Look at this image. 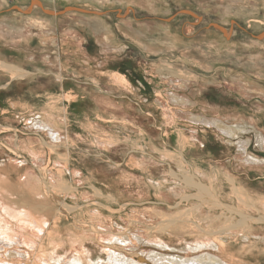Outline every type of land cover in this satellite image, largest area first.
Listing matches in <instances>:
<instances>
[{
	"label": "bare ground",
	"instance_id": "1",
	"mask_svg": "<svg viewBox=\"0 0 264 264\" xmlns=\"http://www.w3.org/2000/svg\"><path fill=\"white\" fill-rule=\"evenodd\" d=\"M119 1L14 0L12 4L18 6L15 9H9L12 6L10 0H0V92H8L5 95L0 93V102H2L0 104V136L11 132L9 133L11 134V138H4L0 141V157L3 155L2 159L5 162V164L2 163V166H0V195L4 200L9 198L12 201L15 200L14 194L26 196V205L29 204L35 210L33 208L30 210L25 208V210L37 221L45 218L51 226V229L47 228L46 230H44V223H36L31 226L30 222L27 221L30 219L29 214L25 210L19 207L12 208V206L0 202V250H5L7 245L13 247L11 244L28 245L32 251H35L34 253L21 254L17 252V254L12 255L19 254L20 257L22 255H24V258L29 257L28 259L31 260V264H39L36 263V260L41 263L49 254H53L52 259L55 264L61 261L64 264H130L129 258L123 261V258L115 255L114 252L110 253L106 260L107 262L103 261V251L85 247L87 249L86 255L83 250V243L85 240H90V238L86 237L87 234L84 231L86 229L73 226V224L87 226L85 221L80 217V213L86 208L98 207L111 215H118L123 210V207L134 205V202H137L135 200H128L119 184H116V181L112 177L110 178L113 174L118 175L117 178L120 182V178L123 179L129 176L126 170L123 169V164L117 162L119 161V157L117 156L122 151H125L126 156H123V162H127L128 166L131 167L136 166L137 160L141 161L142 159L147 164L153 161L160 162L161 168H150L152 170L158 169V175L155 171L148 175L150 181L159 177V182L155 180L157 187L162 188L165 183L167 184L165 187L167 189L166 192L169 194L166 199L174 201L180 197V203L176 207L186 206V209L179 213L180 217L176 219V226L171 222V215H168V218L160 217L162 216V211L154 214L159 216L160 220H164L166 225H168L166 226L163 223L159 227L165 230L170 227L173 230L171 231L172 233H170V229L166 231L169 236L168 239L176 240L180 238V241H184L183 238L189 234L198 235L197 242L195 244L187 243V246L191 252L198 251L197 254H201V258L196 259L197 255L191 254L173 257V255L166 256V253H160L158 250L153 252L148 251V255H153L152 258L157 260V264H233L227 262V259L241 264L226 253L225 249H227L228 244L217 241L211 234L220 233L223 239L225 236L230 238L235 234L241 235L245 232L239 230H245L247 233L254 232V238L260 240L261 237H264V214H261L263 211H257L261 215L258 213L244 214L242 212L244 210L243 207L239 206L240 204L238 203L244 202V200L239 197H234V199L228 195L230 194L228 191H222L221 186L212 180L211 175L207 171L196 170L194 167L190 170L189 166L186 165L187 157L182 150H174L177 153V165L173 166L176 171L172 170L173 168L171 167L167 170L164 165L168 163V158L165 155L160 156L159 154H166L164 151H168V154L170 153L174 137L175 139L184 140L190 147L197 145L195 142H199V144L207 143L210 138L212 139V134L221 140H227V138L233 139L239 136L240 132L247 131L246 126H250L251 129H260L261 125L259 124L262 117L257 112L251 113L246 106L242 105L238 94H231L230 97H227L217 92L213 94L211 92L208 93L207 89H203L208 88V85L216 82L215 77L199 80V78H196L191 73H185V71L180 69L175 70V67L166 64L158 66L151 63L149 68H145L151 75L152 81H157V75H161L160 81H157V85L160 89H167L165 93H160V91H157L155 94L151 93V98L159 101V104L150 102L148 106L142 102V98L139 100L138 95H142L143 90L138 86L132 85L130 80L120 73L121 70L119 68L111 67L112 61H125H123L122 56L123 54L125 55L126 51L121 47L129 43L128 38L130 34L137 37L138 41H143L146 38L149 41V43H146V46L149 48L142 47L144 50V54L142 55L145 57L148 54H152L153 44L160 43L165 50L173 51L178 46L175 42L177 39L189 43L194 36V29L190 26L185 28L180 35H174V30L164 29L163 33L160 34V30L157 33L154 30H147L140 26L139 28L129 30L130 33L128 31L129 34L126 36L127 42H123L125 44H122L119 40L120 30L111 26L107 20H104L105 18H102L108 17V15L95 14L91 12L92 10L88 9L112 7L116 2L118 4ZM120 2L123 3L122 1ZM78 5L88 7L86 11L89 14H85L84 17L87 15L86 18H91L96 22H77L67 27L61 26V12L66 11L64 14H67L68 17L83 13L78 8H75ZM65 6L67 8L62 11ZM198 10L200 11L199 8ZM164 11H168V8L161 3L153 2L149 4L148 12L150 14L163 13ZM133 12L132 9H128L127 13L129 15L127 14V16H130ZM184 13L191 14L196 18V22L192 24L193 26L199 25L203 21V18L201 19L195 13H192V11H185ZM218 14L219 20L222 21L228 17L222 11H219ZM25 27L34 29L37 34L32 35L30 32H25ZM214 28L217 30L208 33L207 40L214 48L227 49L228 45L224 37L231 38L233 35L232 29H224L215 25ZM12 33L18 34L17 39L9 38V35ZM64 33L67 35H64ZM261 38L264 39V35ZM68 40L73 41L80 47H84L83 44H89L93 40L98 49L96 51L98 57H101L100 60L97 57H91L93 63L89 62L87 57L91 53V49L86 50V53L80 50L79 54L75 57L79 64L76 68L73 66L74 62L72 63V58L75 56H72L74 52L72 47H65V50L69 48L68 53L64 52L60 55L61 47L66 46ZM130 45L135 46L138 43L131 42ZM54 49L55 51L51 54L50 50ZM54 53L56 59L65 56L69 65H58L56 61V68L50 67L46 69L37 65L42 57H45L46 63L51 62L50 60L53 58ZM5 56L8 58L7 61L2 60V57L5 58ZM11 56L13 59H10ZM131 63H133L132 65L136 69L134 62H126V64ZM23 64H27L28 67H24ZM138 65L140 66V64ZM94 67L96 68L95 70ZM69 76L74 79V84L72 85L68 84L70 81ZM82 79H86L88 82L77 83V81H82ZM200 82L203 84H200ZM143 83L145 82L143 81ZM143 83L141 82V84ZM226 84L228 87H231L228 83ZM49 85H51L50 87L54 86L53 91L50 90ZM236 87L245 94L247 99L254 97L264 99V87L262 86L255 87L248 82H239ZM135 88H137V93H139L137 95H135ZM81 90H84L83 92L85 93H90V95L85 93L80 94L79 91L81 92ZM224 91H227L226 88ZM132 96L135 100H132ZM143 98L146 97L143 96ZM221 98H232L234 101L224 102ZM68 102L71 105V109L73 108L71 116L78 115L83 117L84 122H80L79 124L70 122ZM259 102L263 103L262 101ZM174 104L177 106L197 105L202 113L197 116L193 113V108L180 109L173 106ZM230 104L234 105V107L236 106V109L224 112L226 107H231L229 106ZM157 105L161 107L159 109L160 112H158V118L154 117L157 114L155 111ZM147 109L152 110L155 115L153 113H151V116L146 114L145 111ZM136 111H139L142 115H137ZM262 111H264V107H262ZM179 112L189 113L191 123L199 126L197 128L191 127L187 123L183 127L178 125L179 122L174 118H179ZM144 113L145 117H143ZM149 117L154 122H151ZM12 119L15 123L21 122V129L23 131L19 127L12 128L4 125ZM159 119L163 120L162 124ZM86 124H89V129ZM105 127L107 129L110 128L111 131H102L101 129H105ZM37 129H41L44 133L34 135ZM184 130L190 131L192 134H184ZM152 131L160 132L157 135L162 138L157 144V155H159L156 156L157 158L151 155V149L143 142V138L149 137V133ZM217 131H220L224 137ZM45 136L51 142L45 139ZM257 137L259 147L263 148L264 136L260 134ZM189 139L192 141L191 145L188 142ZM228 141L231 142V140ZM250 141L251 139H239L236 146L241 152V159L244 161L242 167L245 170L257 169L264 171V157L261 156L262 154L256 155V153H252L249 148ZM3 142H7L11 148L4 145ZM38 142L44 145L45 151L39 149L37 146ZM46 147L53 152L54 156L49 154ZM183 148L190 152L192 151L189 147ZM195 148L200 155L203 152H207L205 148L203 150L197 146ZM236 148H230L229 151L234 152L237 150ZM62 149L64 154L55 155V153L57 154ZM40 156L41 160L37 161L36 158ZM50 159H56L57 167L50 165ZM206 163L204 164L207 168H211V172L220 171L219 169L222 166V164H218L217 159L213 158L212 155H209ZM45 165L50 167V169ZM149 166L153 167L152 164ZM24 168L30 170V172L25 173L24 176H17L15 178L17 182L21 183L20 185L19 183H13L11 179L14 178L11 173L14 172L16 174ZM228 170L230 169L228 168ZM106 171L111 173H106ZM230 172L232 173V171ZM133 175L136 177L135 174ZM64 176H68L70 181L63 179ZM76 182L77 184H81V187L76 188ZM222 192L230 198L225 197L223 199ZM34 193L37 194L36 199L32 196ZM76 193L84 195L87 193L86 195L88 196L86 197L88 198L87 203H89V206L85 204H71L69 200L63 199L64 197L77 198ZM91 194L95 196L96 200H91L93 198ZM42 195H44V199H41L43 198ZM101 201L108 202L112 206ZM122 202L130 203L118 205ZM120 206L121 208H117ZM245 206H248V203ZM172 207L169 206L171 209ZM193 208L202 217V222L205 223V229L208 232L201 230L195 223L194 226H191L192 222L189 220L188 214H191ZM253 209L257 210L256 208ZM232 216L245 219L246 224L236 221ZM149 218L154 217L149 216ZM107 223L108 225L101 226L102 238H106L108 241H119L120 239L123 243L127 242L126 244L128 245L126 246L130 247V249L133 247L137 248V244L135 245L131 238H126L129 237L128 235L125 237L122 232H118L112 228L111 222L108 221ZM31 229L34 231L31 232ZM210 229L212 230L210 231ZM60 230H65L67 235L69 234L68 240L73 241L69 252L58 251V248H61L64 243V239L60 242L58 240V232ZM60 232L61 236H64L62 234L63 231ZM120 233L123 235L122 237H118ZM141 233L140 231L139 234ZM132 234L139 242L141 237L143 241L148 239L147 237L143 238L142 234L144 233L141 234V237H138L139 235L137 236L134 232ZM80 238H83V240L81 241ZM243 238L249 239L247 235H243ZM65 240L67 241V239ZM169 240L164 239L162 241L167 244L166 247H174L175 245L173 246L170 243L171 240ZM130 244L131 246H129ZM210 249L215 252H210ZM181 250H184V248L181 247ZM204 251L208 253H203ZM98 256L101 258L96 260ZM212 256H215L217 259H211ZM14 262L17 261L15 260ZM1 263L13 264L3 260L0 261Z\"/></svg>",
	"mask_w": 264,
	"mask_h": 264
},
{
	"label": "rangeland",
	"instance_id": "2",
	"mask_svg": "<svg viewBox=\"0 0 264 264\" xmlns=\"http://www.w3.org/2000/svg\"><path fill=\"white\" fill-rule=\"evenodd\" d=\"M120 1H122L123 3H121ZM120 1L118 4L116 2V4H114L112 7H107L104 9L103 8H99V9L93 8L94 10L86 6L78 5L75 8H78L83 13H80L81 15H76V16L72 15L71 17H68L67 14H64L66 11L61 12L62 13V17H61L62 25L61 26L67 27L72 24L74 25L77 22L95 23L96 22L95 20L91 18L90 19L86 18L87 15L86 17H84L85 14H89L86 11L88 9L92 10L91 12H94L95 14H99V15L107 14L108 17H102V18L103 19L105 18L104 20H107V22H109L111 26H114L116 29L120 30L119 40L121 41L122 44H125L127 42L126 36L127 34L130 33L129 30L139 28L140 26H142L143 28H146L147 30H150V29L154 30L157 33H159L158 30H160V34L163 33L164 29L174 30L175 31L174 35H180V33H182V31L185 28L192 26V29H194L193 30L194 36L189 43H185L177 39V41L175 42L177 43L178 46L173 51L165 50L164 47L160 45V43L156 45L153 44L152 54L147 53L148 55L145 57L142 55L144 54L143 48L144 47L149 48L148 46H146V43H149V41L147 40V38L143 41H138L137 37H135L133 34H130V37L129 38L127 37L129 43L125 44L126 46L121 47V48H124L126 51L125 55L123 54L122 56L123 61L124 60L125 61L121 62L119 61L117 57H115V59H117L119 62L112 61L111 67L119 68L121 70L120 73L123 76L127 77L130 80L132 85H134L135 87L138 86L141 90H143L142 95L145 96L147 99L143 98L141 94L138 95L139 96L138 99L141 100L140 98H142L143 100L142 102L148 106L150 105L149 104L150 102L159 104V101L151 98V93L155 94L156 89L157 90L160 89L159 86L157 85V81L158 82L160 81L159 79L161 75L160 76L157 75V81H152L151 75L145 69L146 67L149 68L151 66V63H154L158 66L162 64L163 65L166 64L168 66L175 67L176 68L175 70L180 69V70L185 71V73H191L195 75L196 78H199V80L200 79L203 80L204 78L212 79L215 77L216 82L208 85L207 86L208 88H203V89L205 90L207 89L209 91L208 93L211 92L213 94L217 92L220 95L224 94L227 97H230L231 94H238V96L241 98L240 103L242 105L246 106L251 113L257 112L259 115H261L262 120L259 124L261 125L260 129L258 128L251 129L250 126H246L248 129L247 131L240 132L239 136H236L233 139L227 138V140H221L220 138H217V136L212 134L211 135L213 136L212 139L210 138L207 143L199 144V142L198 143L195 142L197 145H194L191 147L188 146V144L184 142V140L175 139L174 137L172 140L174 141L172 145V149H171L172 152L170 151V153L168 154V151L167 152L164 151V153L166 154H159V155L167 156L168 163H165L166 165H164L167 170H169L170 169L169 167H171L173 168L172 170L176 171V169L173 166L177 165L176 164L177 153L174 150H182L183 152H185V155L187 157L186 165L189 166L190 170L191 168L194 167L196 170L200 169V171L202 170L204 172L207 171L211 175L212 180H214L216 183H218V185L221 186L222 191L223 190L228 191L230 193L228 195L233 198L239 197L240 199L244 200L245 203L241 202L242 204L237 201L240 204L239 206L243 207L244 210L242 212H244V214L258 213L257 211H263L261 212V214H264V210H262V208H264V176H263L264 171L257 170V169L245 170L242 167L244 164V161L240 157L241 152L238 150V148H236L239 139H251L249 148L252 151V153L254 154L256 153V155L262 154L261 156L264 157V147L263 148L259 147L258 141H257L258 139L257 136H259L260 134L264 136V111H262V107H264V99L262 98L257 99L256 97L252 99H247L245 94L239 91L238 87H236L238 86L239 82H248L250 85H253L255 87H261V86L264 87V39L261 38V36L264 35V0H210V1L209 0H120ZM153 2L163 4L165 7L168 8V11H164L163 13L161 12L157 14H150L148 12V8H149V4H152ZM10 3L11 4L14 3V0H10ZM16 6L18 5L12 4V6L9 9L11 8L15 9ZM66 8L67 7L65 6L62 9V11H64ZM198 8L200 9V11L198 10ZM128 9H132L134 11L133 13L130 14V16H127ZM185 11H192V13H195L201 19L203 18V21H201L199 25L193 26L192 24L196 22L195 20L196 18H194L193 15L191 14L184 13ZM219 11L226 13V15L228 16L227 19H225L224 21L219 20L220 19V17L218 18ZM214 25L220 26L221 28H224V29H229V30L232 29L233 31V35L231 38L224 37L228 45V48L225 50L212 47V44L207 40L208 33H211L217 30L216 28H214ZM24 29H25V32H30L32 35L37 34L34 29L32 30L26 27ZM67 32H69V30H67ZM64 35H67V34L64 33ZM17 36H18L17 33H12L11 35H9V38L17 39ZM131 42L138 43V45H141V46H138V45L132 46L130 45ZM83 45L86 46L85 44ZM23 46H26V45H23ZM65 47H72L74 49L72 56L73 55L75 56L74 58H72L73 59L72 63L74 62L73 66L77 68L79 64H78V60H76L75 57L76 55L79 54L80 50H83L84 47H80L76 45L73 41L68 40V43L66 44V46L61 47L60 55H62L64 52L68 53L69 48L68 50H65ZM88 49H91L90 50L91 53L87 57V60L89 62L93 63V60L91 57H95V58L97 57V59L100 60L101 57H98V54L96 52L98 49L96 50L94 42H90L88 44ZM54 51L55 49L52 51L50 50V53L53 54ZM83 52L86 53L87 51L83 50ZM44 59L45 57H42L38 61L37 65L39 67H45L46 69L50 67L56 68V63L58 65L60 64L69 65L67 63L68 60L66 59L65 56L58 57V59H56L55 53H54L53 58L50 60L51 62L46 63ZM2 60L7 61L8 58H6L5 56V58L2 57ZM127 61L134 62L136 65V69L134 65H132L133 63L126 64ZM138 64H140V66ZM23 66L28 67L27 64H23ZM65 69H67V67H65ZM95 69L96 68L94 67V70ZM97 71H100V70H97ZM68 78L70 79L68 84H71V85L74 84L73 82L74 79L70 76ZM143 81L145 83H143ZM80 82H88V81L86 79H82V81L81 80L77 81V83H80ZM141 82L143 84H141ZM226 83L231 85L233 89L230 86L228 87ZM200 84H203V83L200 82ZM225 88L227 90L226 92L224 91ZM166 90L167 89L165 88H161L159 91L160 93H165ZM221 90H223V92H221ZM75 91H78V90H75ZM83 91L84 90H81V92L79 91V93L80 94L85 93ZM0 93H2V95H5L8 92L3 91ZM85 94L90 95V93H85ZM137 94L139 93H137V88H135V95ZM132 98H131L132 100H135L133 96ZM222 100L224 102L234 101V99L232 98H223ZM259 101H262L263 103ZM1 103L2 102H0V104ZM68 104L70 103L68 102ZM141 106L143 105L141 104ZM173 106L179 107L180 109L181 108L189 109V107L193 108L192 111H194L193 113L197 116L200 115V113H202L197 105L177 106L176 104H174ZM229 106L231 107L225 106L226 108L224 109V112H226L227 110L236 109V106L234 107V105L232 104H230ZM159 109H161V107L157 105V109H155L157 114L154 117L159 116L158 114V112H160ZM69 110H70L69 112L70 122H74L77 124H79L80 122H84L83 117H80L78 115H73V117L71 116V112L73 111V108L71 109V106ZM145 113L149 114L150 116H151V113L154 114V112H152V110L150 111L149 109H147ZM145 113L143 114V117H145ZM136 114L139 116L142 115V113H140L139 111H136ZM179 118L178 119L174 118L176 121L179 122L178 125L182 127L185 126L186 123L190 125L191 119H190L189 113H184V112L180 113ZM149 119L151 120V122H154L153 119H151V117H149ZM159 121L162 124L163 120L159 119ZM6 123L8 126H11L13 128H18V127L20 128L19 126L20 121L15 123L12 119ZM93 123L97 124L95 122ZM87 126H88L87 128L89 129L90 128L89 124ZM101 130L111 131L110 128L107 129L106 127L105 129L102 128ZM185 131L186 130L183 131L184 134H188V135L192 134L190 133V131H186V132ZM217 132L222 137H224V135L220 131H217ZM149 134H150L149 137L147 138L144 137L145 139L143 138V142L146 144V146L149 149H151L152 156L153 155L154 157L159 156L157 155L158 153L157 144L162 140V138L161 136L158 137L157 134H160V132L152 131ZM195 134L197 133L195 132ZM228 140H231V142H229ZM188 142L191 145L192 141L190 139L188 140ZM196 146L202 150L204 148L207 149V152H203L200 155V153H197V150L195 148ZM183 147H189V149H191L192 151L190 152L189 150H185ZM230 148H236L237 150H235L234 152H230L229 151ZM61 153L64 154L63 149L57 152V154L55 153V155H58ZM124 155L126 156L125 151H122V153L117 156L119 157L118 158L119 161L117 162H121L123 164L122 167L123 169L126 170L129 176L123 179L120 178L121 179L120 182H119V179L117 178L118 175L113 174L112 176H110V178L112 177V179L116 181V184H119V187L122 188L121 190L124 191V195H126L128 200H133V201L135 200L137 202H134V205L123 207V210L118 215H111L107 212H104V210L98 207H90V208L84 209L80 213L81 215L80 217L85 221L87 226L84 227L83 225L78 226V225L73 224V226H75L76 228H81V227L85 228L86 230L84 231L87 234L86 237L90 238V240H85V242L83 243L84 253L87 255L86 253L87 249H85V247L94 248L95 250L103 251L104 254L102 255V258H103V261L105 262L108 259V256L110 255V253L114 252L115 255L121 256L123 258V261H126L125 259L129 258L130 264H157V260L152 258L153 255H148V251L153 252L155 250L160 251V253H166L165 254L166 256L173 255V257H175L179 255H190L191 254V255H197L195 257L196 259L201 258L202 255L197 254L198 251L191 252V250H189L187 246V243L195 244L197 242L196 240L198 239V235L189 234L183 238L184 241H180V238L176 239L177 241L175 239L174 240L170 239L171 240L170 241L168 239L169 238L168 233L166 232L167 230L170 229V227H168L167 230L159 227V225H162L163 223L166 225V223L164 220H160L159 216L154 215V214H157L158 212L162 211V214H161L162 216L160 217L168 218V215H171V222L174 224V226H176L177 224L176 219L180 217L179 213L183 212V210L186 209L185 205L180 206L181 208L176 207L178 203H180V197L174 201L166 199L168 198L167 195L169 194L166 192L167 189L165 185L167 184L164 182L165 185L162 186V188L157 187L156 181L158 182L160 181L159 177L154 178L156 181L155 180L150 181V178L148 175H150L154 171L158 175V169H154V170L152 169L157 168V167L161 168L160 162L153 161L147 164L145 161L143 162L142 161L143 159H142L141 161L137 160L138 163L136 164V166L134 165L133 167H131V166H128L127 162H123ZM209 155H212L213 158H216L219 165L222 164V166L219 169L220 171L216 170V171L211 172L210 170L211 168L206 167L205 164H207L206 160L209 158ZM2 156L3 155H1L0 157V166H2V163L5 164V162H3ZM204 157L206 158L204 159ZM36 159L37 161L38 160L40 161L41 156ZM172 159L173 160L176 159V160L173 161ZM32 163L36 164L35 162H32ZM8 164L10 163L8 162ZM151 164L153 167L149 166ZM46 167L50 169V167L48 166ZM228 168L230 170H228ZM230 171H232V173ZM29 172L30 170H26L25 168L22 169L21 171H18L16 174L12 172L11 174L14 178V179H11L12 182L16 184L19 183L15 180V178L17 176H22V175L24 176L25 173H29ZM106 173H111V172L106 171ZM127 173L125 174L128 175ZM133 174H135L136 177ZM63 179H68V181H70L68 176L67 177L64 176ZM132 180L135 181L134 184H133L134 181ZM130 183L133 185H131ZM20 184L21 183H19V185ZM75 185H76L75 186L76 188L81 187V184L79 183L77 184V182ZM50 189L53 191L52 188ZM86 194L87 193H85V195L76 193L77 198L64 197L63 199L69 200L71 204H74V203L75 205L85 204L86 206H89V203H87L88 198L86 197L88 195ZM91 195L93 197L91 198V200H96V198H94L95 196H93V194ZM222 195H223L222 196L223 199H225V197L230 198L229 196L225 195L224 192H222ZM32 196L36 199L37 194L34 193L32 194ZM42 196L43 198H41V196L39 197L41 199H44V195ZM14 197H15L14 201H12V199H9V198L4 200L3 197L0 195V202H3L9 206H12V208L19 207L23 210H25V208H27L28 210L33 208L29 204L26 205L25 203L26 196L23 197L22 194H20L19 196L14 194ZM176 201L178 202L176 203ZM101 202L111 205L110 203L105 202V201H101ZM125 203H130V202H125ZM125 203L122 202L121 204H118V205H122ZM246 203H248V206H245ZM168 205L173 206L172 209L169 208ZM117 208H121V206ZM253 208H256L257 210ZM33 209L35 210V208ZM25 211L27 212V210ZM149 212L151 213L149 214ZM149 216L154 217V218H149ZM188 216H189V220L192 222L191 226H194V223H195V225L200 227L201 230L208 232V230L205 229V223L202 222V217L200 216V214H198L195 211V208L191 210V214H188ZM29 218L30 219L27 221L30 222L31 226L32 224H36V223H42V224L44 223L45 224L44 230H46L47 228L51 229L50 223L47 222L45 218L41 219L40 221H37L30 214H29ZM234 218L236 219V221L243 222V223L246 222L245 219H242L240 217H234ZM198 219L200 220V222ZM108 221L111 222V226L114 230H117L118 232H122L125 237L128 235L129 237H126V238H131L133 243L135 245L137 244V248L133 247L132 249H130V247L126 246L128 245L126 244L127 242L123 243L121 242L120 239L119 241H108L106 238H102L101 237V226L108 225L107 223ZM90 228H94V229L91 230ZM211 230L212 229H210V231ZM30 231L33 232L34 230L31 229ZM60 231H63L62 234H64V236H61ZM60 231L58 232V235H59L58 240L60 242L62 239H64V243L61 248H58L59 249L58 251L59 252L60 251L69 252L70 251L69 249L71 248L73 244V241L68 240L69 234L67 235L65 230H60ZM140 231L144 233V234L141 233L143 238L147 237L149 240L147 239L143 241L141 234H139ZM171 231L173 230L170 229V233H172ZM194 231L197 233L196 230ZM239 231H242L245 233L241 235L235 234V235H232V237L230 238L225 236L223 239L226 241H224L221 238L220 233L211 234V236H213L217 241L223 244H228L227 249H225L226 253L228 254V256L236 259L241 264H264V257H263L264 256V237H261V239L258 240L254 238V235H255L254 232L247 233L245 230H239ZM132 232L137 234V236L139 235L138 237H141L140 242L137 241V239L132 234ZM29 235H33V234H29ZM123 235L120 233L118 234V237H122ZM243 235L245 236L247 235L249 239H244ZM94 236L95 238H93ZM256 236H258V234H256ZM65 239H67V241ZM164 239L169 240L173 246L175 245L174 246L175 248L166 247L167 244H165L162 241ZM80 240L82 241L83 238H80ZM16 245L11 244V246L13 247H10L7 245V248H5L6 251L0 250V261L3 260V261H7V262L9 261L13 263V261L16 260L17 262H14L13 264H24V263L31 264V260L28 259L29 257L24 258L23 257L24 255L20 257L19 254L18 255H12V254H17V252L21 254L30 253V252L34 253L35 251H32V249L28 245H17V246ZM129 246H131V244ZM181 247L184 248V250H181ZM207 249L209 250V248ZM23 250L24 252H22ZM210 252L214 253L215 251L210 249ZM203 253H208V252L204 251ZM7 256H13V257L7 258ZM52 256L53 254H49V256L46 258L48 259V261L44 259L40 263L38 262V260H36V263L55 264L54 260L52 259ZM98 258H101V257L98 256L96 260ZM211 259L216 260L217 258L215 256L214 257L212 256ZM100 261L103 262L102 259H100ZM226 261L229 263L237 264L236 262H233L229 259H227ZM56 264H64V262L61 261V262H57Z\"/></svg>",
	"mask_w": 264,
	"mask_h": 264
},
{
	"label": "crops",
	"instance_id": "3",
	"mask_svg": "<svg viewBox=\"0 0 264 264\" xmlns=\"http://www.w3.org/2000/svg\"><path fill=\"white\" fill-rule=\"evenodd\" d=\"M86 34V33H85ZM92 42H93V40H92ZM86 46H84V48H83V50H87L88 51V43H86L85 44ZM95 45V47H96V44H94ZM96 50H97V47H96ZM10 59H13V57L11 56L10 57ZM51 85H49V87H50ZM48 87V88H49ZM53 88H54V86L52 85V87H50V90L51 91H53ZM56 90V89H55ZM59 90H60V88H59ZM160 90V89H159ZM159 90H157L156 89V92L157 91H159ZM38 91H40V90H38ZM43 91V90H42ZM70 104H69V108H70ZM69 112H70V110H69ZM188 124V123H187ZM5 126L7 125V123H5L4 124ZM8 126V125H7ZM20 130H22L21 129V122H20ZM190 126L191 127H198L199 125H196V124H193V123H190ZM8 127H11V126H8ZM13 128V127H12ZM0 129H1V127H0ZM23 131V130H22ZM25 132V131H24ZM26 132H29V131H26ZM9 133H11V132H8V133H6V134H4V135H2V136H0V141H2L4 138H11V134H9ZM30 133V132H29ZM44 132L41 130V129H37L35 132H34V135H38V134H43ZM197 135V134H196ZM31 139H33V137H31ZM45 139H49V138H46V136H45ZM49 141V140H48ZM49 142H51V141H49ZM197 143V142H196ZM3 144L4 145H6V146H8L9 148H11L8 144H7V142H3ZM37 146L39 147V149H43V151H45V147H44V145L43 144H41L40 142H38L37 143ZM46 149L48 150V152H49V154L51 155V156H53V152L52 151H50L47 147H46ZM48 156V155H47ZM50 165L51 166H55V167H57V165H56V159H50Z\"/></svg>",
	"mask_w": 264,
	"mask_h": 264
}]
</instances>
